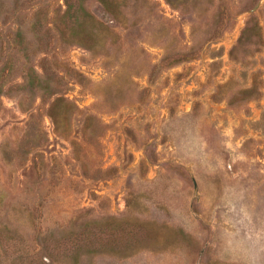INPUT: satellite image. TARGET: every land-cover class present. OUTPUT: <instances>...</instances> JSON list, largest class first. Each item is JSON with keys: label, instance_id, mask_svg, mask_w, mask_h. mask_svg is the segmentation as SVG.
I'll return each instance as SVG.
<instances>
[{"label": "rangeland", "instance_id": "obj_1", "mask_svg": "<svg viewBox=\"0 0 264 264\" xmlns=\"http://www.w3.org/2000/svg\"><path fill=\"white\" fill-rule=\"evenodd\" d=\"M0 264H264V0H0Z\"/></svg>", "mask_w": 264, "mask_h": 264}, {"label": "trees", "instance_id": "obj_2", "mask_svg": "<svg viewBox=\"0 0 264 264\" xmlns=\"http://www.w3.org/2000/svg\"><path fill=\"white\" fill-rule=\"evenodd\" d=\"M247 29H248V28H246V29L244 30V34L246 33Z\"/></svg>", "mask_w": 264, "mask_h": 264}]
</instances>
